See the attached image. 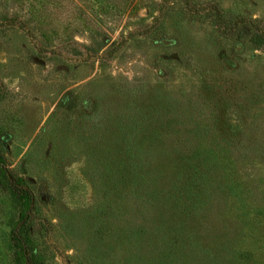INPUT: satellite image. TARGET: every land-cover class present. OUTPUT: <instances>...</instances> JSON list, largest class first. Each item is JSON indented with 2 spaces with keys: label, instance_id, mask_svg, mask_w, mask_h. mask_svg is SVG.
<instances>
[{
  "label": "rangeland",
  "instance_id": "obj_1",
  "mask_svg": "<svg viewBox=\"0 0 264 264\" xmlns=\"http://www.w3.org/2000/svg\"><path fill=\"white\" fill-rule=\"evenodd\" d=\"M217 10L264 28V0H0V148L37 264H264V51ZM202 166L200 198L142 193ZM23 212L0 174V264Z\"/></svg>",
  "mask_w": 264,
  "mask_h": 264
},
{
  "label": "trees",
  "instance_id": "obj_2",
  "mask_svg": "<svg viewBox=\"0 0 264 264\" xmlns=\"http://www.w3.org/2000/svg\"><path fill=\"white\" fill-rule=\"evenodd\" d=\"M216 14V18L218 19V21L216 22V28L222 36L230 38L233 33L240 31V33L246 34L250 37L254 49L264 51V28L263 26L261 27L259 25V22L257 20H253L247 17H240L230 24L228 22H224V18L219 14L218 10L216 11ZM104 48L105 46H100L94 51V54L101 53ZM210 155V153L206 154V157L203 159V163H207V161H210ZM137 172H140V170H137ZM183 172L184 171L178 173L177 179L172 177L173 180H163L165 181L164 183H161V181L157 182V180L163 175L162 172L158 173L157 176H155V179L153 181L154 187L152 188L150 193H148V190L144 191V184H147L148 187L147 181H144L143 183L141 182L143 187L142 193L144 195L146 194L145 196L147 198V195L158 196L162 187H164L165 189H171L172 196L180 200L181 202H183L184 199L192 200L195 198H200L202 191L206 190V186H208L209 183L210 176L207 168L205 166H202L200 168L197 167L185 182H182L186 177ZM206 172L208 173V175L206 174ZM0 174L8 180L9 190L11 194L16 199V201L21 204L24 210L20 221L14 226L12 230V246L17 252L22 264H37L34 259L33 250L30 247L27 238V235L30 232V224L32 223L31 215L34 211V198L29 188L12 178V174L8 169L7 161L1 148ZM230 193L234 194L235 192L231 191Z\"/></svg>",
  "mask_w": 264,
  "mask_h": 264
},
{
  "label": "water",
  "instance_id": "obj_3",
  "mask_svg": "<svg viewBox=\"0 0 264 264\" xmlns=\"http://www.w3.org/2000/svg\"><path fill=\"white\" fill-rule=\"evenodd\" d=\"M35 62H36V63H40V61H39V60H37V59L35 60ZM41 199H42V201H44V200H45V198H44V197H42Z\"/></svg>",
  "mask_w": 264,
  "mask_h": 264
}]
</instances>
